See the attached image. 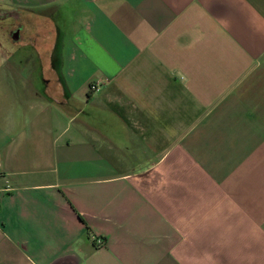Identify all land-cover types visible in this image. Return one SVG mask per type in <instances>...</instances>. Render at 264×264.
I'll return each instance as SVG.
<instances>
[{"label":"crops","instance_id":"crops-1","mask_svg":"<svg viewBox=\"0 0 264 264\" xmlns=\"http://www.w3.org/2000/svg\"><path fill=\"white\" fill-rule=\"evenodd\" d=\"M0 264H264V0H0Z\"/></svg>","mask_w":264,"mask_h":264},{"label":"built area","instance_id":"built-area-1","mask_svg":"<svg viewBox=\"0 0 264 264\" xmlns=\"http://www.w3.org/2000/svg\"><path fill=\"white\" fill-rule=\"evenodd\" d=\"M91 238L96 246L100 247L105 245V239L102 236L91 235Z\"/></svg>","mask_w":264,"mask_h":264}]
</instances>
